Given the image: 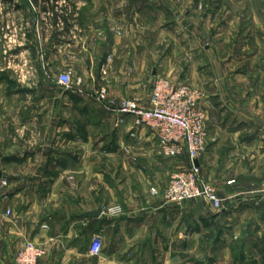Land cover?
I'll use <instances>...</instances> for the list:
<instances>
[{
	"label": "crops",
	"instance_id": "1",
	"mask_svg": "<svg viewBox=\"0 0 264 264\" xmlns=\"http://www.w3.org/2000/svg\"><path fill=\"white\" fill-rule=\"evenodd\" d=\"M17 1L4 3L12 6ZM21 2L28 7L29 0ZM82 2L73 24L49 43L55 48L56 64L51 50L41 48L44 85L8 88L14 101L23 96L30 111H41L39 118L26 119L24 124L40 127L44 139V194L40 202L35 195L29 198L27 187L10 195L8 209L19 202L25 207L9 220L8 239L17 250L27 242L43 247L41 264H205L193 262L200 249L193 246L192 203L164 206L150 193L166 188L176 170L188 168V156H160L153 132L138 127L133 117L121 115L118 109L125 100L150 108L155 80L180 71L181 80L208 95L202 104L208 114L207 150L199 161L202 175L217 184L230 182L226 177L230 175L234 193L225 198L223 190L220 196L224 202L238 199V203L244 190L264 191V106L253 98L239 106L235 99L228 102L226 95L241 94L244 85L237 81L242 76L221 67L224 60L210 57L208 51L200 66L193 61L183 70L171 67L176 58L161 54L158 29L148 28L151 33L146 37L144 25L139 24L142 1L104 0L99 7L93 0ZM12 11L8 25L15 15ZM26 17L29 25L34 24L30 8ZM52 67L60 73L70 71L74 81H82L81 88H60ZM227 78L231 80L226 82ZM1 79H5L2 74L0 89L5 84ZM255 89L250 91L258 94ZM102 91L105 99L100 101ZM10 156V163L32 157ZM100 156L119 160V166L105 164L98 170ZM254 202L264 207V198ZM116 207L122 212L115 213ZM100 208V218L86 217ZM260 216L254 214V220ZM4 225L0 218V230ZM96 238L103 243L99 257L90 253Z\"/></svg>",
	"mask_w": 264,
	"mask_h": 264
},
{
	"label": "rangeland",
	"instance_id": "2",
	"mask_svg": "<svg viewBox=\"0 0 264 264\" xmlns=\"http://www.w3.org/2000/svg\"><path fill=\"white\" fill-rule=\"evenodd\" d=\"M18 1L17 5L10 6L0 0V74L5 77L1 79V83L5 84L0 89V218L5 224L0 230V264L15 263L19 250L15 249L13 242L8 239L9 220L15 217L14 211L25 206L19 202L8 209L10 195L27 187L29 198L35 195L36 201L40 202L44 194V139L40 127L24 124L26 119L39 118L41 111H30V106H27L23 96L14 101L8 96V88H37L44 85L41 78V48L44 46V51L47 48L51 50L49 52L54 55L52 60L56 64L55 48H51L49 43L56 42L57 32L62 33L66 26L73 24V17L76 18L84 0H29L28 7H25L21 0ZM93 1L99 7L104 0ZM140 1L143 2V10L140 12L143 21L139 24L144 25L146 37V33H151L149 29H158L155 32L161 35V54L170 56L171 59L176 58V62H169H172L171 67L183 70L193 61L200 66L201 57L208 51L210 57L224 60V63H220L221 67L224 65L227 70L242 76L241 80L237 81L240 82L238 84L244 85L241 94L226 95L228 102L231 98L235 99L236 106H239L247 102L248 98H253L254 103L264 106V0ZM19 4L23 7H19ZM28 8L33 12L32 20H35L32 25L27 23ZM9 10H15V15H11V23L8 25ZM45 65L47 68L44 56V67ZM52 70L57 77L61 74L56 67H52ZM180 74V71L177 76L176 73L171 77L166 74L155 82L163 79L175 84H187L199 93L200 108L206 116L208 128V114L202 106L208 98L207 93L181 80L178 76ZM53 80L57 83L56 79ZM230 80L227 78L225 81ZM233 83L236 82L233 80ZM252 89L258 94H253V91H250ZM34 98V102L39 105L38 96ZM261 114L264 118V113ZM28 154L32 157L19 158L22 160L20 163H10V155L15 157ZM99 158L98 170L103 169L105 164L119 166V160L111 162L105 161L103 156ZM226 177H229L230 182L218 184L216 180H211L210 176L206 177V181L214 187L220 198L223 190L225 198L234 193L231 189V176ZM252 192H240L241 202L237 203L238 199L232 203L231 199L224 202L223 210L219 213L214 212L202 200L187 202L192 203L194 210L193 246L200 249V253L194 255V263L264 264V207L253 204L255 199L264 198V191ZM254 214L260 216L259 221L254 220Z\"/></svg>",
	"mask_w": 264,
	"mask_h": 264
},
{
	"label": "built area",
	"instance_id": "3",
	"mask_svg": "<svg viewBox=\"0 0 264 264\" xmlns=\"http://www.w3.org/2000/svg\"><path fill=\"white\" fill-rule=\"evenodd\" d=\"M56 81L68 91L82 86V81H74L70 71L59 74ZM98 96L103 101L105 92H100ZM200 101L199 93L189 85L158 79L153 87L150 108L125 100L118 112L133 117L138 127H145L153 132L160 156L178 159L187 155L190 160L188 168H181L171 175L164 191L152 189L151 195L160 198L164 206H182L189 201L202 200L214 212L219 213L223 210L224 200L203 177L199 165L208 140L206 116L201 111ZM114 212L121 213L122 210L116 207ZM102 247L101 239H93L90 245L91 255L99 257ZM44 256L43 247L27 242L17 252L15 264H41Z\"/></svg>",
	"mask_w": 264,
	"mask_h": 264
},
{
	"label": "water",
	"instance_id": "4",
	"mask_svg": "<svg viewBox=\"0 0 264 264\" xmlns=\"http://www.w3.org/2000/svg\"><path fill=\"white\" fill-rule=\"evenodd\" d=\"M3 1H12V0H3ZM102 213H103V209L100 208L96 212L87 213L86 217L91 219L100 218L102 216Z\"/></svg>",
	"mask_w": 264,
	"mask_h": 264
}]
</instances>
